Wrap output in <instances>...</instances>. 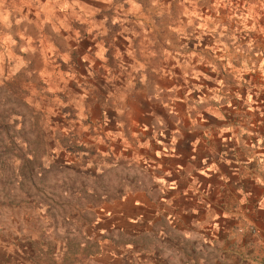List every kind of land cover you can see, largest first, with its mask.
I'll use <instances>...</instances> for the list:
<instances>
[{"label":"rangeland","instance_id":"1","mask_svg":"<svg viewBox=\"0 0 264 264\" xmlns=\"http://www.w3.org/2000/svg\"><path fill=\"white\" fill-rule=\"evenodd\" d=\"M258 76L264 101V0H0V264H92L103 237L128 241L105 217L158 197L125 156L146 134L134 103Z\"/></svg>","mask_w":264,"mask_h":264},{"label":"crops","instance_id":"2","mask_svg":"<svg viewBox=\"0 0 264 264\" xmlns=\"http://www.w3.org/2000/svg\"><path fill=\"white\" fill-rule=\"evenodd\" d=\"M258 78L231 87L223 81L206 94L187 90L175 96L174 107L134 103L142 114L130 126L146 134L125 156L152 171L158 197L133 194L121 203L124 214L105 217L107 232L128 241L103 237L92 264H264V101ZM160 106L172 116L166 122ZM140 236L145 241H136Z\"/></svg>","mask_w":264,"mask_h":264}]
</instances>
